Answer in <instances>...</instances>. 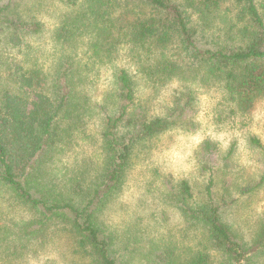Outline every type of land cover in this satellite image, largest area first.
I'll return each instance as SVG.
<instances>
[{"label":"trees","instance_id":"16d2710c","mask_svg":"<svg viewBox=\"0 0 264 264\" xmlns=\"http://www.w3.org/2000/svg\"><path fill=\"white\" fill-rule=\"evenodd\" d=\"M58 1L69 12L54 29L60 48L55 70L46 73L26 56L12 62L10 86L0 90V189L9 193L12 206L33 213L13 224V240H5L10 231L0 229V241L17 250L16 242L63 224L75 237L77 252L90 257L92 264H125L116 254L115 235L102 212L122 189L135 149L175 127L197 129V91L187 82L198 75L202 81L221 83L234 115L247 113L264 95V0ZM26 3L0 0V40L11 42L13 48L26 49L25 39L45 29L42 20L26 12ZM125 53L136 75L147 82L186 83L176 89L166 114L150 115L138 101V81L127 67L116 66L105 98L91 100L85 87L94 66ZM3 71L0 59V81ZM96 109L104 115L103 162L89 181L86 169L74 170L68 180L70 197L55 176L45 179L51 155L64 148L74 130L82 127L84 116ZM250 142L262 153L264 167V144L258 136H251ZM232 153L221 157L218 142H201L203 197L195 195L186 179L167 180L169 199L188 224L203 229L206 245L190 257L169 245L155 248L151 264H211L215 252L221 254V264H264V216L250 239L225 219L238 198L227 177L219 193L217 177L229 170ZM263 183L264 171L253 189Z\"/></svg>","mask_w":264,"mask_h":264},{"label":"rangeland","instance_id":"374dc122","mask_svg":"<svg viewBox=\"0 0 264 264\" xmlns=\"http://www.w3.org/2000/svg\"><path fill=\"white\" fill-rule=\"evenodd\" d=\"M226 4L228 2L223 4V9ZM26 7L29 15L45 23V29L25 39L26 44L22 45H28L26 49L13 48L11 42L0 40V59L5 73L0 90L10 86L8 74L16 60L27 56L31 63L41 64L46 73L57 66L60 48L53 37L54 29L66 18L69 9L58 0H27ZM81 55L83 60L88 59ZM116 66L127 67L136 76L137 99L145 104L150 115L166 114L176 89L186 85L177 79L157 85L145 81L136 75V66L125 53L113 62L96 64L93 73H89L86 80L89 85L87 83L85 88L92 101L105 98L113 85ZM201 79L198 75L187 82L197 91V129L187 131L175 127L139 145L122 189L102 212L103 221L115 235L116 254L125 264H151L155 248L169 245L182 257H190L206 245L203 229L186 222L169 199L167 185V180L176 183L186 179L195 195L203 197L206 176L199 169L198 155L205 138L219 143L221 157L233 150L229 170H225V174L221 171L217 177L219 193L223 178L227 177L232 183L234 198H238L226 211L225 219L250 239L264 216V183L253 189L264 171L262 153L250 142L251 136H258L264 144V95L255 100L247 113L234 115L223 97L221 83ZM103 118L98 109L85 115L82 127L74 130L73 138L61 151L51 155L50 171L45 179L55 176L67 196L72 197L68 180L75 169H86L89 181L101 168ZM73 198L77 199L74 194ZM10 199L9 193L0 189V229L10 231L5 240L14 239L15 222L21 224L23 219L33 216L24 206H12ZM8 243L0 241V264H92L90 257L77 252L75 237L63 224H52L44 234L16 242L17 250L14 244L11 247ZM221 258V254L215 252L211 264H221Z\"/></svg>","mask_w":264,"mask_h":264}]
</instances>
